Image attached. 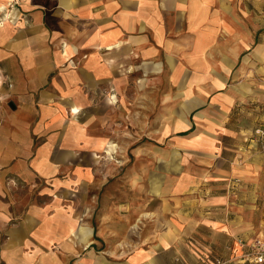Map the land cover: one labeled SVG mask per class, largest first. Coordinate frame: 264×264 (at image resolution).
<instances>
[{"label":"crops","instance_id":"0c3cea01","mask_svg":"<svg viewBox=\"0 0 264 264\" xmlns=\"http://www.w3.org/2000/svg\"><path fill=\"white\" fill-rule=\"evenodd\" d=\"M252 52L264 55V0H0L6 253L19 247L27 264H249L242 243L264 238L254 138L264 115L248 113L244 138L230 83ZM114 118L165 155L133 159L132 193L98 207ZM26 196L21 218L4 221Z\"/></svg>","mask_w":264,"mask_h":264},{"label":"rangeland","instance_id":"374dc122","mask_svg":"<svg viewBox=\"0 0 264 264\" xmlns=\"http://www.w3.org/2000/svg\"><path fill=\"white\" fill-rule=\"evenodd\" d=\"M253 51H255V48ZM244 67H249V70H245ZM230 85L235 89V92L239 96L237 110L241 109L243 113L242 116L239 117L240 120H238V122L242 127H245L246 130H248L247 132L242 133V136L244 138H247L249 137L248 135L250 130L255 127L252 124L250 114L248 113L259 112V114L261 113L262 115H264V55L257 56L253 52L249 54L246 53L242 57L237 69L232 74ZM181 93L182 87L173 86V94L176 96V101L173 102L174 110L181 111L185 104L182 103L181 100H178L182 98V95L179 96ZM102 108L104 110L107 109L104 103L102 104ZM237 113H239V111ZM178 118L174 117L173 120L176 121ZM116 122L117 121L115 118L111 119V126L108 129V141L110 144H112L111 147L109 149H105V152L102 151L100 153L105 159L111 161V163L109 164V166L103 167V171H101L100 173L101 178L98 182L100 185V191L94 192V194H96L97 196L94 199V201L96 202L95 206L98 205V207H101V205L105 204V202L109 198H112V200L116 202L122 200L118 199V197H122L123 199H125L127 195H130V193H132V187L124 184L123 179L128 173V169L133 168V159L136 161V159L138 158L147 159L149 157L156 158L159 156L163 157L165 155L163 149H160V146L162 147V144H160L157 140L150 138L149 135L132 133L130 127H126L125 133H118L116 130ZM261 125H264V123ZM262 128L264 129V126ZM178 135L182 136L181 134ZM187 135L188 134H185L183 136ZM254 138L258 143H260L258 144L259 150V148L262 146L261 144L264 143L260 138L257 137L255 133ZM139 147H141L140 150ZM148 148H151V150H148ZM80 156L84 160L85 157H87L86 152H82V154L78 157ZM178 157H180V154L178 155ZM124 158L128 160L130 159V162L121 163L122 160H125ZM140 168H148V166L141 165ZM25 189L28 190V188ZM26 193L27 192H25V194ZM20 195L21 193L16 194L17 197ZM24 199L27 202L29 196L24 197L20 205L18 202H16V205H12V207L10 206V214H7L8 216H10V219H6L4 221H17L21 218L20 215L25 208ZM79 201L81 203L83 201V197ZM146 201L145 199H141V202ZM154 204L155 202L152 201L151 205ZM9 234L10 231H8V229L4 227L0 228V264H27L26 262L22 263L21 261L19 247H7L9 251L6 253V242L8 241ZM31 250L32 249L30 247L28 252H31ZM205 263H207V261ZM207 264H211V262H208Z\"/></svg>","mask_w":264,"mask_h":264},{"label":"built area","instance_id":"2783aa9c","mask_svg":"<svg viewBox=\"0 0 264 264\" xmlns=\"http://www.w3.org/2000/svg\"><path fill=\"white\" fill-rule=\"evenodd\" d=\"M258 138L264 141V129L259 128L255 131ZM246 249L243 258L249 264H264V238L258 237L250 243H242Z\"/></svg>","mask_w":264,"mask_h":264},{"label":"bare ground","instance_id":"6f19581e","mask_svg":"<svg viewBox=\"0 0 264 264\" xmlns=\"http://www.w3.org/2000/svg\"><path fill=\"white\" fill-rule=\"evenodd\" d=\"M72 113H74V114H79V113H80V107H78V106L74 107V109L72 110ZM177 125H178V126H177V129H181V128L185 127L184 118L181 117V118L177 121ZM134 227L137 228L138 226L135 225ZM81 231H82V234H83L85 240H87V235H88V234H87V231H86L85 229H82Z\"/></svg>","mask_w":264,"mask_h":264}]
</instances>
